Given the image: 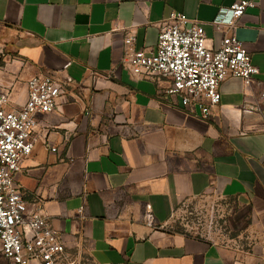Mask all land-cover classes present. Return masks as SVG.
Instances as JSON below:
<instances>
[{"label":"crops","instance_id":"1","mask_svg":"<svg viewBox=\"0 0 264 264\" xmlns=\"http://www.w3.org/2000/svg\"><path fill=\"white\" fill-rule=\"evenodd\" d=\"M237 1L0 0V42L17 53L0 65L9 110L24 107L33 77L62 90L16 175L66 245L57 264H264V0L236 30L259 75L222 83L207 119L167 93L170 79L136 76L125 61L126 38L155 53L174 12L203 23L218 48ZM204 199L228 204V235L169 227Z\"/></svg>","mask_w":264,"mask_h":264},{"label":"built area","instance_id":"2","mask_svg":"<svg viewBox=\"0 0 264 264\" xmlns=\"http://www.w3.org/2000/svg\"><path fill=\"white\" fill-rule=\"evenodd\" d=\"M255 7L254 0H240L230 7L227 21L219 26L226 34L215 49L207 45L203 23L174 12L162 25L156 52L138 49L135 39L127 37L125 61L136 76L170 79L167 93L179 96L184 108L199 110L207 119L221 104L222 83L239 78L249 85L259 75L236 33L247 11ZM61 93L53 76L33 77L26 104L11 111L8 95L0 92V250L11 264H57L66 253L58 231L36 205L24 199L16 181L22 161L33 152L38 115L53 112ZM146 221L153 225L151 212Z\"/></svg>","mask_w":264,"mask_h":264},{"label":"rangeland","instance_id":"3","mask_svg":"<svg viewBox=\"0 0 264 264\" xmlns=\"http://www.w3.org/2000/svg\"><path fill=\"white\" fill-rule=\"evenodd\" d=\"M17 56L8 45L0 42V65L6 58ZM228 204L219 200L204 199L190 200L179 207L173 215L170 228L183 230L187 234L195 237H204L214 239L220 236H226L229 233L226 215ZM0 264H11L7 261L0 250Z\"/></svg>","mask_w":264,"mask_h":264}]
</instances>
